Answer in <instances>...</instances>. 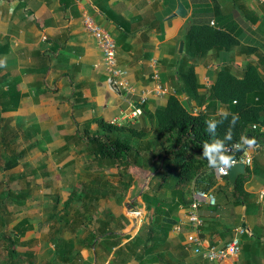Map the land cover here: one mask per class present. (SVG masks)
Here are the masks:
<instances>
[{"label":"crops","instance_id":"crops-1","mask_svg":"<svg viewBox=\"0 0 264 264\" xmlns=\"http://www.w3.org/2000/svg\"><path fill=\"white\" fill-rule=\"evenodd\" d=\"M179 1L186 10L184 18L173 16L176 0H0V65H4L0 67L1 146L4 134L19 131L42 155L33 165L37 170L64 169L71 161L59 164L56 155L71 154L77 146L84 155L81 144L67 138L84 135L88 124L90 135L99 134L97 121L121 119L137 107L140 95L146 97L140 107L142 115L121 124L149 119V114L165 105L170 92L191 112L203 110L208 101L203 102L202 97L224 66L222 61H231L229 69L237 77L245 65L258 62V55L264 52V0ZM84 16L91 17L114 40L118 64L127 71L132 94L110 86L96 39L84 29ZM194 19L209 20L211 25L231 31L239 44L227 51L192 55L184 47L181 33ZM253 43L259 47L257 52L246 54ZM182 62L194 68L199 84L195 92L185 90L179 77ZM155 70L169 91L164 97L153 93L151 75ZM224 110L218 105L213 115ZM3 122L8 125L2 127ZM245 152L252 158L251 176L243 187L248 196L243 202L234 199L226 178L214 175L208 190L214 205L204 202L198 211L204 247L224 244L237 229H243L239 256L208 262L186 249L185 239L191 231L187 210L194 189L189 184L181 190L162 262L147 264H264V142L248 143ZM254 162L259 167L253 169ZM140 225L124 227L122 223L116 234L131 238ZM177 225L179 232L174 230ZM80 255V264H109L111 257L99 252L96 258L93 246L81 249Z\"/></svg>","mask_w":264,"mask_h":264},{"label":"trees","instance_id":"trees-1","mask_svg":"<svg viewBox=\"0 0 264 264\" xmlns=\"http://www.w3.org/2000/svg\"><path fill=\"white\" fill-rule=\"evenodd\" d=\"M183 39L184 47L194 56L227 51L240 42L231 31L211 25L209 20L197 19L189 21ZM258 48L253 43L245 52L251 55ZM258 56L257 63L245 65L240 77L226 65L220 67L208 94L202 97L203 102L208 101L207 105L196 114L176 94H169L165 105L149 114L148 125L97 121L99 134L90 135L88 124L83 129L84 135L75 134L66 139H75L84 155L114 169L115 184L93 179L74 186L63 202L56 200L47 221L58 226L55 230L50 228L49 233L50 240L56 242L53 260L57 264H76L81 259V249L92 246L96 258L99 252L111 255L109 264L162 262L167 236L179 210L181 190L192 184L193 191H208L218 162L240 156L246 149L245 143L264 142V52ZM179 68L185 90L195 92L199 84L194 68L187 62H182ZM218 105L225 110L214 116ZM21 157H10L8 166H14ZM253 165V169L259 167L257 162ZM132 168L157 169V172L142 196L143 222L137 234L130 238L116 234L117 229L111 228L114 217L111 213L106 217L100 215L96 203L104 199L122 205L133 181ZM251 172L247 167L245 175L239 176L229 190L239 202L248 196L243 187ZM226 185L229 189L227 181ZM65 231L73 234L80 246L64 239ZM78 233L82 235L80 238ZM12 246L8 245L10 257L14 253Z\"/></svg>","mask_w":264,"mask_h":264},{"label":"rangeland","instance_id":"rangeland-1","mask_svg":"<svg viewBox=\"0 0 264 264\" xmlns=\"http://www.w3.org/2000/svg\"><path fill=\"white\" fill-rule=\"evenodd\" d=\"M221 64L229 68L231 61H222ZM148 121H141L138 126L148 125ZM5 125L8 122H3L2 127ZM25 140L19 131L13 130L3 135L4 146L0 144V264H57L53 260V244L56 242L50 240L49 233L50 228L55 230L58 226L47 221L56 200L63 202L74 186L84 185L92 178L115 184V170L94 162L92 157L81 155L80 146L74 147L76 149L71 154L56 155L59 164L71 161L64 169L37 170L33 165L38 164L42 155L37 153L36 145ZM17 155L22 157L9 167L7 161ZM130 172L133 179L139 174L138 169L132 168ZM96 207L102 216L111 213L114 217L111 228L117 230L121 229L122 223L124 227L130 224L138 227L143 218V214L124 213L123 206L113 200L100 199ZM64 233V239L80 246L73 234ZM78 235V238L82 236L81 233ZM10 244L14 249L11 257L8 254Z\"/></svg>","mask_w":264,"mask_h":264},{"label":"built area","instance_id":"built-area-1","mask_svg":"<svg viewBox=\"0 0 264 264\" xmlns=\"http://www.w3.org/2000/svg\"><path fill=\"white\" fill-rule=\"evenodd\" d=\"M84 29L88 34L96 39L97 46L99 48L102 63L105 68V72L109 77L110 86L114 91L124 92V94H132L133 88L127 79V71L118 64L116 45L110 34L102 27L94 23L91 17H83ZM151 79L153 82V93L156 97H164L169 91L164 88L159 80V74L155 70L152 72ZM171 94H175L170 92ZM169 95V94H168ZM146 97L144 94L140 95L138 105L132 111L124 115L121 119H114L110 124L119 125L122 122H126L129 119L137 118L142 115L141 106L145 103ZM198 110L192 111V114H196ZM255 128V126H253ZM246 148H248V144ZM238 163H242L245 168H250L252 165V158L245 151L240 156L231 160H225L218 162L214 168V175L218 178H226L228 170L231 166ZM223 169L224 173L219 170ZM264 196V191L262 193ZM206 202L209 205H214V197L210 191H193L192 198L187 210V221L191 226V231L187 234L185 239L186 249L190 250L194 255L199 256L202 260L208 262H218L225 259L237 258L240 254V238L243 235V229L239 228L232 238L221 245L210 244L206 247L203 246L201 238L202 221L199 216V207L202 203ZM181 227L177 225L174 230L179 232Z\"/></svg>","mask_w":264,"mask_h":264},{"label":"water","instance_id":"water-1","mask_svg":"<svg viewBox=\"0 0 264 264\" xmlns=\"http://www.w3.org/2000/svg\"><path fill=\"white\" fill-rule=\"evenodd\" d=\"M177 1L176 9L174 11L175 17L184 18L186 16V10L179 0ZM189 23L182 29V35L184 36ZM183 48V41L179 42L178 52L181 53ZM257 142H253L256 145ZM139 174L134 175V179L131 186L126 192V196L122 201L123 212L127 214H144L145 203L142 199L143 193L149 189L150 180L156 174L157 169H138ZM246 168L242 163H238L231 166L228 170L226 177L227 182L230 184L231 189L239 176L245 175Z\"/></svg>","mask_w":264,"mask_h":264},{"label":"clouds","instance_id":"clouds-1","mask_svg":"<svg viewBox=\"0 0 264 264\" xmlns=\"http://www.w3.org/2000/svg\"><path fill=\"white\" fill-rule=\"evenodd\" d=\"M4 65H0V67H3ZM221 173H223V174H226V173H224V170L223 169H220L219 170Z\"/></svg>","mask_w":264,"mask_h":264}]
</instances>
